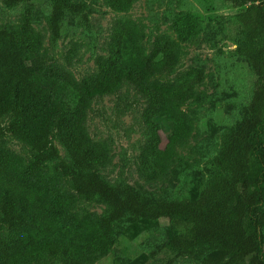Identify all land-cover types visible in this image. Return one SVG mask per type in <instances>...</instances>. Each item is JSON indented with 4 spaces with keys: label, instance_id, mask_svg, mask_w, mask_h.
I'll return each instance as SVG.
<instances>
[{
    "label": "trees",
    "instance_id": "1",
    "mask_svg": "<svg viewBox=\"0 0 264 264\" xmlns=\"http://www.w3.org/2000/svg\"><path fill=\"white\" fill-rule=\"evenodd\" d=\"M35 1L2 0L21 12L15 25L0 24V264H97L114 249L115 227L125 219L169 223L165 239L132 264H264V0H223L246 6L235 15L241 27L235 53L255 82L247 111L222 135L194 199L164 192L150 197L125 179L108 181L110 144L91 138L87 119L95 99L131 86L144 103L138 178L166 183L196 123L195 112L183 107L198 98L202 74L175 70L200 17L180 14L175 37L157 34L150 48L142 24L116 18L106 57L77 79L49 57L45 35L33 27ZM43 1L51 43L66 15L88 23L84 0ZM105 2L125 13L135 0ZM10 140L27 154L11 149ZM92 202L103 203L104 213L84 208Z\"/></svg>",
    "mask_w": 264,
    "mask_h": 264
},
{
    "label": "rangeland",
    "instance_id": "2",
    "mask_svg": "<svg viewBox=\"0 0 264 264\" xmlns=\"http://www.w3.org/2000/svg\"><path fill=\"white\" fill-rule=\"evenodd\" d=\"M84 1L88 23L82 26L74 16L66 15L55 43L50 41L46 24L49 8L43 0L35 1L33 15V27L45 35L44 46L49 57L77 79L96 71L97 57H106L109 33L116 18L126 17L142 24L143 43L150 48L157 34L175 37L172 25L180 14L200 17L199 32L182 44V55L175 70V75L191 69L202 74L198 98L183 107L195 112L196 123L191 139L178 151V160L171 167L166 183L147 184L138 178L137 157L146 138L141 113L144 103L131 86H124L118 95L95 99L87 119L91 138L105 139L110 144L112 163L103 173L108 181L125 179L150 197L161 192L180 198L198 197L211 174L209 161L217 152L222 135L242 119L254 87L253 72L235 53L241 37L235 15L246 6L233 7L223 0H135L127 12L115 13L105 0ZM20 12V6L7 9L0 0V24L15 25ZM161 138L164 140V135ZM8 146L17 153L27 154L13 140L8 141ZM58 149L66 159L63 149L60 146ZM84 208L97 214L106 210L103 203L95 202L84 204ZM168 226L166 220L156 224L121 221L115 227L114 249L97 264L141 262L165 239Z\"/></svg>",
    "mask_w": 264,
    "mask_h": 264
}]
</instances>
